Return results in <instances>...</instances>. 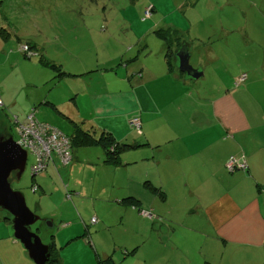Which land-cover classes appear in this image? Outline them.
I'll return each instance as SVG.
<instances>
[{"label":"rangeland","instance_id":"rangeland-1","mask_svg":"<svg viewBox=\"0 0 264 264\" xmlns=\"http://www.w3.org/2000/svg\"><path fill=\"white\" fill-rule=\"evenodd\" d=\"M150 6H154L155 11L151 18L143 20ZM0 15L9 23L6 28L9 35L0 37V135L13 136L15 140L17 130L13 118L25 119L27 113L21 115L18 110L27 107L24 104L31 93L62 96L61 89H56L58 82L54 77L57 74L41 61V56L66 66L69 63L75 65L76 57L96 61L98 54L105 58L106 54L113 55L118 51L125 57L123 65L145 64L161 76L167 69L162 52L165 45L150 28L179 31L189 42L190 64L202 70L204 75L198 80L182 75L187 84L196 89L174 85L164 79L162 87L166 91L159 97L161 106L171 102L174 95L184 93L181 98V105H184L179 115L163 116L169 122L182 114L188 116L193 110H203L207 114L208 100L217 94L213 90L215 87L235 84L237 78L250 71L258 73V78L264 72V0H4ZM77 23L82 26L74 31L71 26ZM76 35L80 37L77 41L71 37ZM139 39L149 44V50L141 49ZM59 42H64L67 53L60 49L62 43L57 44ZM25 44L31 48L35 46L32 50L40 57L28 59L21 51ZM37 85L44 89L35 90ZM92 86L96 92L101 91L95 88V82ZM142 95L146 106L151 104L150 93L142 90ZM86 100L87 97H82L80 104L86 105ZM50 110L52 121L49 124L70 137L73 125L67 116ZM39 113L38 106V120ZM123 116L116 118L120 124L114 123L117 135L129 130L128 125H121L125 121ZM139 119L143 121L142 117ZM93 121L103 125L102 120ZM148 129L142 126L139 134L131 127L133 135L143 144L146 143L143 135L150 133ZM136 150L152 148L147 145ZM72 154L74 160L69 166L61 165L56 175H48V188L40 181L45 174L32 177L36 159L31 153L21 179L11 176L13 190L21 192L28 207L41 218L31 230L44 244H56L64 264H97L96 251L100 257H103L102 252L124 257L127 246L141 242L139 228L148 227L144 231L150 234L152 225H145L134 217H123L126 207L117 202L118 197H124L129 189L141 198L153 196L158 199V204L161 202L160 193L144 185L147 180L151 181L146 178L148 163L142 160L141 153L132 151L125 153L129 165L123 162L121 167H110L104 164L105 152L100 146L74 147ZM54 159L58 163L55 154ZM34 186L39 187L36 193ZM60 187L65 191L63 195L59 192ZM8 216V212L0 209V238L6 237L7 231L13 233L11 241L0 242V264H35L24 245L15 239L13 226L4 221ZM93 218L97 224L91 222ZM86 227L89 235L84 237ZM75 237L79 238L68 242ZM13 241L18 246L12 245ZM122 245L124 247L116 251V247Z\"/></svg>","mask_w":264,"mask_h":264},{"label":"crops","instance_id":"crops-1","mask_svg":"<svg viewBox=\"0 0 264 264\" xmlns=\"http://www.w3.org/2000/svg\"><path fill=\"white\" fill-rule=\"evenodd\" d=\"M0 1L2 10L4 0ZM0 26L9 27L2 15ZM154 28L150 29L153 32L169 30ZM169 31L177 33L182 42L189 45L179 31ZM15 34L18 36L19 31ZM139 43L142 50H149L147 42L139 39ZM165 50L162 51L164 57ZM82 58L76 57L75 65H66L71 68L65 70L67 73L83 76L63 77L56 86L61 89L62 96L31 93L24 104L27 107L18 111L28 115L32 108L39 106V120L49 124L51 108L67 116L73 125L72 134L76 128L97 139L102 134H112L117 142L134 146L125 153L136 151L143 155L142 160L149 165L146 178H151L146 182L159 188L164 199L160 195L162 204H158L156 197L141 198L129 189L124 197H118L117 202L126 207L123 217H134L152 226L150 234L144 231L148 227H140L138 237L141 242L127 246L125 258L112 254L114 260L120 264H264V72L258 78V73L250 71L247 82L240 87L235 84L215 87L213 90L217 94L208 100L207 114L203 110H193L188 116L182 114L169 122L166 117L170 113L179 115L183 108L181 98L184 93L174 95L165 106L160 105L159 97L166 91L162 87L164 79L174 85L190 86L179 70L169 72L167 68L160 76L145 64L123 65L125 57L118 51L113 55L106 54L105 58L98 54L96 61ZM138 73L142 74L141 78L137 77ZM94 82L95 88L101 91L92 89ZM31 87L32 84L28 89ZM190 87L196 89V86ZM34 89L44 88L37 85ZM142 90L150 93L151 104L148 106L143 101ZM82 97H87L86 105L80 104ZM120 115L125 117L121 125H128L129 130L117 135L114 123ZM16 117L21 121L19 116ZM136 117L143 118L140 120L145 129L149 127L150 133L143 135L146 138L144 144L131 130V121ZM94 119L102 120L103 125L95 123ZM147 145L152 150H136ZM125 153L122 160L129 165ZM243 155L249 165L248 172L229 173L225 168L226 161ZM57 160L59 164L50 165L40 180L46 188L48 175H56L62 165ZM59 192L63 195L65 191L60 187ZM129 197L139 200L140 209L145 208L152 214V219L138 215L137 208L121 203ZM85 231L88 236L87 227ZM7 233L0 242L11 241L13 233ZM76 238L79 237L68 242ZM11 244L18 246L16 241ZM123 247H116V251ZM132 251L134 253L129 255ZM102 254L103 257L111 255L108 252Z\"/></svg>","mask_w":264,"mask_h":264},{"label":"trees","instance_id":"trees-1","mask_svg":"<svg viewBox=\"0 0 264 264\" xmlns=\"http://www.w3.org/2000/svg\"><path fill=\"white\" fill-rule=\"evenodd\" d=\"M147 10V9H146ZM155 11V7L153 8V11H152V15ZM146 12V11H145ZM151 15V17H152ZM150 17V18H151ZM147 18H145L144 16V19L145 20ZM86 23V22H85ZM78 26H82L81 24L77 23V24H74L71 26L72 29H74V31L77 30V27ZM85 26H87L85 24ZM6 27H3V26H0V37H6L8 36L9 34L6 33L5 31ZM155 35H157V38H159L161 41H163V43L165 44V61H166V64H167V68L169 70V72H175L178 70L177 68V65H176V61H175V54L178 50V48L181 46L182 43V40L180 38V36H178L177 33L175 32H170L169 30H156L155 32ZM64 37V36H63ZM74 38L75 41L79 40L80 37L79 36H71ZM62 43V47L60 48L62 51L66 52L67 53V50L64 49V42H59L57 44H60ZM26 46L28 47L29 49V53L33 54L31 56H28L24 50V48L21 49V51L24 53V55L28 58V59H32L34 57H40L39 53H37L36 51L32 50V48H35L34 47H29L28 45H23V47ZM41 52V51H40ZM41 54H43L41 52ZM45 55L48 56V54L45 52ZM42 59L41 61L46 64L47 66L51 67L53 69V72H55L57 75L54 77V80L56 82H58V84H60V80L63 78V77H72V78H76V77H81L83 75H76V74H70V73H67L65 70H70L71 68L70 67H67L65 65H63L60 61H57L56 59V62L59 64H55V61H49V60H45L46 58L44 56H41ZM51 58V57H50ZM85 58V57H83ZM88 60H90V58H87ZM54 60V59H53ZM106 70H108V68H105ZM180 72V71H179ZM80 73V72H79ZM90 74V73H89ZM182 75H185L184 73L181 72ZM247 75V74H246ZM248 76V75H247ZM137 77L138 78H141L142 77V74L141 73H138L137 74ZM241 77V76H240ZM239 77V78H240ZM238 79V78H237ZM248 80V78H247ZM247 82V81H246ZM245 82V83H246ZM236 83V81H235ZM57 84V85H58ZM242 86V85H241ZM40 88L43 87V86H39ZM35 112L36 113V108H32L30 110V112L28 113V115L26 116L25 120L24 121H19L18 120V117H14V124L16 123L15 120L17 119L20 123H23L26 121L27 117L31 114ZM137 119V118H135ZM38 120V119H37ZM134 120V119H133ZM140 120V119H139ZM39 121V120H38ZM40 123L42 124H47V125H50L48 123H44V122H41L39 121ZM51 127L57 129L56 127L50 125ZM131 127H133L131 125ZM15 128L17 130V126L15 124ZM136 129V128H135ZM59 130V129H57ZM137 130V129H136ZM60 131V130H59ZM138 133H139V130H137ZM61 133H63L62 131H60ZM65 136H67L65 133H63ZM141 134V133H139ZM70 140H71V144H72V148L71 150H73L74 147H92V146H100L104 149V152H105V161L104 163L106 165H109V166H113V167H121L123 166V160H122V156L124 154V152L126 150H129V149H132L134 146L132 145H128V144H122V143H119L116 141V139L114 138V136L112 134H102L101 137L99 139L95 138L92 134H89L88 132L80 129V128H76L74 133L69 137L67 136ZM19 138V134H18V131H17V139ZM57 158L60 160L61 164L64 165V166H69L72 162H70L69 164L65 165L62 163V160L60 159V157L54 153ZM54 154L52 155V164L55 163V159H54ZM35 159H36V162H37V158L36 156H34ZM234 159H237V160H240V159H244L246 161V158L245 156H240V157H233V158H230L229 160L226 161L225 163V168L226 170L229 172V173H235L237 171H242V172H248L249 170V165H248V169L247 170H242V169H235L233 171H230L229 167H228V164L230 161L234 160ZM74 160V159H73ZM36 162H35V165H36ZM49 165V167H50ZM49 167L47 168L46 171H44L43 173L41 174H46V172L48 171ZM40 174V175H41ZM32 177H35L32 173ZM146 187H149L151 190H153L154 192H156L157 194L160 193L161 197H163L164 199V196L162 194V192L160 191L159 192V189L157 188H154L150 182H145L144 184ZM38 187V186H36ZM39 190V187L37 188V191ZM37 191H33L34 193H36ZM69 198H71V194H69L68 196ZM121 203H124L126 205H130L134 208H137L139 210V212L141 213V215L145 218H149V217H146L144 216L142 213L143 212H146V211H142L139 207V200H137L136 198L134 197H129V198H125L121 201ZM9 214V213H8ZM152 219V218H150ZM4 221L10 223L12 226H13V223H12V216L9 214L8 217H5ZM92 222V220H91ZM93 224H97V223H93ZM84 237L87 236L86 234L83 235ZM50 251H51V259L50 261L47 263V264H62V259L60 257V253H59V249L57 248L56 244L53 243L50 245ZM134 253V251H132L131 253H129V255H132ZM126 255L128 254V252L125 253ZM97 264H120V263H117L114 258H113V255H109V256H106V257H99L98 258V261H97Z\"/></svg>","mask_w":264,"mask_h":264},{"label":"water","instance_id":"water-1","mask_svg":"<svg viewBox=\"0 0 264 264\" xmlns=\"http://www.w3.org/2000/svg\"><path fill=\"white\" fill-rule=\"evenodd\" d=\"M175 61L180 72L187 78L201 79L200 69L190 64L189 45L182 43L175 54ZM28 161V152L23 149L13 136L0 135V209L12 216L14 237L27 250L35 264H47L51 259L50 245L43 243L31 227L41 220L27 205L25 196L12 188L10 178L18 180L23 176Z\"/></svg>","mask_w":264,"mask_h":264},{"label":"built area","instance_id":"built-area-1","mask_svg":"<svg viewBox=\"0 0 264 264\" xmlns=\"http://www.w3.org/2000/svg\"><path fill=\"white\" fill-rule=\"evenodd\" d=\"M153 8V6L147 8L145 18L151 17ZM23 48L28 56L33 55L29 53L28 47L24 46ZM247 78L248 76L243 74L236 80L235 86L240 87L245 84ZM15 122L19 134V138L16 139V141L28 152V155L31 153L37 158L36 165L32 167L34 176L40 175L47 170L53 161L52 155L54 153L60 157L62 163L65 165L73 161L71 140L50 125L40 123L36 118L35 112L31 113L25 122L20 123L17 119ZM131 125L141 133V120L134 119L131 121ZM228 167L230 171L235 169H248V165L244 159H234L229 162ZM37 188L38 187L34 186L33 191H37ZM142 214L149 218L153 217L149 212H143ZM92 223H97V220L93 218Z\"/></svg>","mask_w":264,"mask_h":264},{"label":"clouds","instance_id":"clouds-1","mask_svg":"<svg viewBox=\"0 0 264 264\" xmlns=\"http://www.w3.org/2000/svg\"><path fill=\"white\" fill-rule=\"evenodd\" d=\"M154 7V6H153ZM142 124V123H141ZM29 156V155H28ZM74 159V158H73Z\"/></svg>","mask_w":264,"mask_h":264}]
</instances>
